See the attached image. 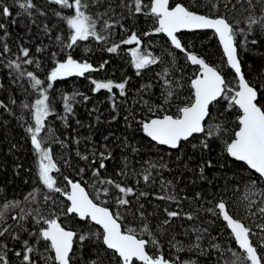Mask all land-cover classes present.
<instances>
[{
  "label": "trees",
  "instance_id": "obj_1",
  "mask_svg": "<svg viewBox=\"0 0 264 264\" xmlns=\"http://www.w3.org/2000/svg\"><path fill=\"white\" fill-rule=\"evenodd\" d=\"M5 3L13 10L14 15L9 18L0 16V21L7 25V44L11 52L0 56V101H3L11 109H0V210H3L5 202L19 201V207H13L6 210L5 220L0 222V227L12 225L10 232L15 231L19 234L20 240H13L10 235L6 234L0 237V242L8 245V259L10 264H21L19 257L15 256V251H22V241L29 240L30 244L35 243V237L29 236V232L36 231L39 227L45 225L35 224V210L39 209L46 216L58 217L59 222L68 230L84 234L88 239L83 243L77 241L74 244L73 264H113L109 259L110 250L102 244L93 235L102 233V229L92 224L90 221H81L75 215L66 214L69 202L62 193L49 192L39 181L38 156L31 144L30 134L25 128L33 124L31 110H24L20 107L22 103L32 105L39 93L31 88L27 78L17 79V72L14 68H9L8 64L17 59L19 55L18 45L30 48L34 59H39L40 68L35 65H23L22 68L27 71L36 73L39 78L45 80L47 84V75L55 67L58 61L66 59L67 55H72L74 59L83 61L87 60L94 67H99L104 61H108L101 71L86 73L84 77L72 76L56 81L52 88L48 90V95L53 109L52 114L46 120V130L43 135H52L53 139L48 141L53 151V157L60 168L59 173H53L57 179V186L61 189L68 190L67 181L64 177L76 181L79 180L83 187L94 196L96 191L101 188H108V195H101L97 203L103 202V206L108 207L114 213L119 212L122 219V230L134 228L138 232L143 227L145 221L142 220L137 211L139 204H144L142 211L147 218V224L150 229L156 233L160 241V251L167 258L174 259L179 256L181 260H194L197 264H231L234 257L233 252L241 253L230 231L219 217L213 216L209 208L222 198L233 209L237 218L244 219L246 223L252 221L246 219L247 213L245 206L248 200L244 199L247 194L250 200L255 201L251 211L256 212L257 208L264 206L260 201L264 196L259 194L260 189L264 187V181H258L255 185L251 184L256 174L246 165L236 162L227 156L224 147L225 141L232 138V133L238 130V116L240 111L233 108L225 111L227 101H220L212 109L213 124H223L226 132L221 137L209 139L210 149L202 151L200 148L193 149L191 144H185L182 153L170 151L165 147L155 145L141 130L135 122L141 119L154 118L153 114L147 111V106L142 101H148L151 105L164 104L162 95L167 87L165 79L172 81V88L175 90L171 102L165 105L164 111H158L157 115L175 114L176 108L182 107L188 103L192 97L191 80L195 78L198 68L190 65L186 61L183 53L174 49L164 34L142 36V51L159 57L160 61L149 66L137 75V70L132 64L130 49L136 45H121L118 53H108L106 48L114 43H119L126 39L132 31L141 35L145 31L153 28V22L142 14L136 16H127L121 23L124 28L117 25L109 37L107 43L97 42L94 39L79 42L74 49H66L63 44L56 42V37H65L64 43H67V37L70 35V29L66 22L53 15V10L61 12L62 16L72 15L73 10L61 9L57 5L49 4L47 0H34L40 11L47 12L46 16H41L33 10L32 16L23 13L18 4L13 0H4ZM22 2V0H21ZM108 0H104V5L95 4L89 0V14L95 15L97 12H103ZM150 2V0H146ZM218 4L216 10H212L208 0H173L171 6L182 3L185 6L194 8L201 14L207 15H224L230 22L237 24V28L244 29V32L237 35L238 55L241 61L242 71L245 78L260 90L264 98V30L258 26H253V31L248 32L247 18L254 15L259 18L264 15L261 11V5L257 0H252V7H249L247 0H213ZM118 4L119 0H113ZM229 3L226 9L223 4ZM233 5L235 7H233ZM123 11L117 8L116 12ZM16 13H20L17 15ZM15 23H12V20ZM113 19H116L113 16ZM35 21L33 23L32 21ZM47 24L52 28L51 37L44 34L43 26ZM101 25H97L98 31ZM3 33L0 32V36ZM182 42L195 54L206 59L210 65L216 67L230 82V86H237L235 74L228 68L226 59L223 55L219 42L212 32H194L182 33L179 35ZM247 36V40H245ZM252 39H258L260 43L253 45ZM3 44L0 42V48ZM37 47H42L43 52H36ZM91 49V51H87ZM55 52L53 57L51 53ZM167 69V76L164 70ZM98 81L112 80L113 82H122L128 79L127 97H120L118 90L117 99L120 103L119 116L112 121L113 112L109 100V94L106 90L94 92V86L91 80ZM13 80L16 83L13 84ZM21 85L23 87H21ZM26 89V91H25ZM75 95L71 101L73 104V115H69L67 125L61 119L65 115L64 97ZM88 96L87 102L83 96ZM16 103L13 104L12 100ZM99 109L93 112L92 109ZM134 113L135 120L132 127H128V122L124 117ZM23 117L21 121L20 117ZM99 116V121L96 117ZM79 121V123H77ZM23 124V126H22ZM91 125V127H90ZM50 130V131H49ZM105 137H108L105 140ZM127 137L125 146L124 138ZM204 135H199L192 140V143L199 144L204 139ZM79 141L76 143L75 141ZM56 141L63 142L59 143ZM15 145V147H13ZM104 145H107V151L112 154V159L105 161L106 169L101 170V179H112L122 185L132 187L137 195L140 192L149 193L147 197H141L137 200L136 196L128 197L132 203L130 206H118L116 198L121 194L111 185L100 184L96 177L92 175L93 168L97 165H89L77 156V152L82 155L99 153L106 151ZM132 147L138 148V152H133ZM167 162L168 169L154 168L151 169L152 177L148 183L142 178L143 170L149 168V162L161 161ZM98 159V158H97ZM125 159L128 163L125 165ZM206 160H211L213 167L208 168L205 165ZM227 161V163H225ZM204 167L203 175L206 179H201L200 168ZM85 169L79 173V169ZM125 174H119V173ZM154 181V182H153ZM171 181V186L162 187L161 182ZM35 192V202L29 196V193ZM196 193H200L201 199H194ZM175 195L179 203L170 200H160V195ZM50 196L47 202L45 196ZM28 197V199H25ZM186 197V199H185ZM210 202V203H209ZM165 209L169 211H180L182 213L193 215L189 220L182 215L178 218H171V223L163 230L160 225L163 220L167 219ZM25 213L28 215L23 221L19 217ZM17 217L13 220L12 217ZM18 223H23L27 231H20ZM196 228H207L199 241L201 248L207 249L208 255H201L198 250L177 252L172 244L179 241L185 249L196 242L197 233L193 231ZM173 237L175 240H173ZM212 237H215L213 240ZM148 239L149 237L144 236ZM219 244L220 249H214L211 244ZM45 242L41 241L36 247L39 252L36 254L39 259L40 254L52 255V252L45 253ZM155 252V249H151ZM39 264H44L43 260ZM51 264H55L54 261Z\"/></svg>",
  "mask_w": 264,
  "mask_h": 264
},
{
  "label": "snow or ice",
  "instance_id": "obj_2",
  "mask_svg": "<svg viewBox=\"0 0 264 264\" xmlns=\"http://www.w3.org/2000/svg\"><path fill=\"white\" fill-rule=\"evenodd\" d=\"M15 4H18L19 9L23 10L24 14L32 16L33 10L37 11L39 15L46 16L47 12L40 11L34 2V0H13ZM49 4L57 5L61 9L73 10L72 15L62 16L61 12L53 10V15L63 19L68 28L70 29V35L66 38L67 43H64L65 37L57 36L56 42L63 44L66 49H74L79 42L88 41L90 38L97 42L107 43L109 37L112 34V30L119 25L121 29L124 25L122 20L127 16H136L138 14L144 15L146 18L153 22V28L150 31H145L141 35L132 31L126 39H122L119 43H114L106 48L108 53H118L121 45H136V47L130 49L132 57V64L137 70V75H140L141 71L149 66L156 64L160 61L159 57L153 56L150 53L142 51L140 45L142 44V36H151L164 34L170 43V45L184 53L186 61L193 66H198L199 71L195 75V78L191 80V88L193 89L192 97L188 103H185L182 107L176 108V113L157 115L158 111H164L165 105L169 104L175 95V90L172 88V81L165 79L164 83L167 86L163 92L164 104L151 105L148 101H142L147 106V111L152 113L154 118L141 119L135 121L140 130L148 137L155 145L161 147H167L170 151H176L178 153L183 152L185 144H191L193 149L200 148L202 151L210 149L209 139L213 137H221L224 132L227 131L223 124H213L210 121L213 119L212 109L220 101H227L225 105V111H230L233 108H238L240 115L238 116V130L232 133V138L229 141H225L224 150L228 157L236 162H243L247 165L248 169L252 170L256 177L251 180V184L255 185L258 181H264V98H262L260 90L249 80L245 78V74L242 71L241 61L238 56V44L237 35L244 32V29L237 28L239 21L235 23L230 22L227 16L224 15H207L201 14L194 8L185 6L182 3H177L174 6H170V0H119L118 4H114L113 0H108L103 12H97L95 15L89 14L87 11L90 8L89 0H47ZM212 10L218 8V4L213 0H208ZM231 0H229V3ZM95 4L104 5V0H93ZM229 3L223 4L224 8L229 7ZM249 7H252V0H247ZM257 3L261 5V11H264V0H257ZM233 7H235L233 5ZM122 9L123 11L117 13L116 9ZM127 13V16L125 15ZM19 15L20 13H16ZM14 15L13 10L8 6L4 0H0V16L9 18ZM113 16L116 19H113ZM35 23V21H32ZM15 23V20H12ZM100 24L101 28L98 31L97 25ZM248 32L253 31V26H258L261 30H264V15L259 18L254 15H249L247 18ZM195 31V30H213L218 36L220 44L223 47V53L227 58V64L237 77V86H230V82L226 80L225 76L216 67L206 62V59L202 56L193 53L183 42L182 38L178 35L183 31ZM44 34L51 37L52 28L47 24L43 26ZM0 32L3 33L0 36V42L3 46L0 48V56L11 52V48L8 46L6 40L7 25L0 21ZM247 40V36H245ZM251 44L256 45L260 43L258 39H252ZM19 55L17 59L11 61L8 64L9 68H14L17 72V79H24L30 82L31 88L39 93L37 99H35L32 105L22 103L20 107L24 110H31L34 123L28 125L25 131L30 134L31 144L34 146V150L38 156V172L37 176L41 184L49 190V192L62 193L66 196L70 202V206L66 210V214H75L81 220L94 222L96 225L102 228V233H94L96 239L101 240L102 244L106 246L107 250H110V260L113 264H197L194 260H181L179 256L174 259H169L166 255L160 251L161 245L154 233L147 224V218L144 215L142 209L144 204H139L137 211L142 220L145 221L143 227L139 232L134 228H127L122 230V219L119 212L114 213L108 207L103 206V202L97 203L101 195H108V188L98 189L94 196H90L85 187L82 186L79 180L73 181L68 177H64L69 186V190L61 189L57 186V179L53 173H59L60 168L57 165L56 160L53 157V151L48 144L49 140H52V135L41 136L42 132L46 130V120L52 114L53 109L51 107L48 90L52 88L53 84L67 77L78 76L84 77L86 73L101 71L108 61H104L99 67H94L93 64L87 60L74 59L72 55H67L63 61H58L45 80L39 78V76L32 72L22 68L23 65H35L37 69L40 68L39 59L33 58V53L30 48L24 47L23 44L18 45ZM45 49L37 47L36 52H43ZM91 51V49H87ZM53 57L56 53H51ZM165 76H167V69L164 70ZM16 80H13V84ZM91 84L94 86V92H100L106 90L109 94V100L111 108L116 115H113L112 121H115L119 116L120 103L117 99V93L113 90H118L120 97H127L128 92V79L122 82H113L112 80L98 81L91 80ZM3 84L0 83V88ZM21 87H23L21 85ZM26 91V89H25ZM75 95H83L74 93L73 96L64 97V110L65 115L61 117L67 125V119L69 115H73V104L71 101ZM88 96H83V100L87 102ZM12 103L16 101L13 99ZM0 109L8 110L11 113L8 105L3 101H0ZM93 112H98L99 109H92ZM135 120V115L129 112L128 116L124 119L128 122V127H132V122L129 120ZM23 121V117H20ZM99 116L96 120L99 121ZM79 123V121H77ZM23 126V124H22ZM91 127V125H90ZM50 131V130H49ZM200 134L204 135V139L200 140L199 144L192 143ZM108 137H105L107 140ZM59 143L60 141H56ZM79 143V141H75ZM125 146L127 145V137L124 138ZM15 147V145H13ZM106 151L99 153H91V159L89 155H82L77 152V156L81 160L88 162L89 165H97L93 168L92 175L97 178L100 184H107L113 186L121 194L116 198L118 206H130L132 201L128 198L130 196H136L137 200L141 197H147L150 195L146 192H140L138 195L132 187L122 185L112 179H101V170L106 169L107 164L105 161L112 159V154L107 151V145H104ZM133 152H138L139 149L132 147ZM98 158V159H97ZM149 162V168L143 170L142 178L145 183H148L152 177L151 169L163 168L168 169L167 162ZM128 161L125 159V165ZM227 163V161H225ZM205 165L208 168L213 167L211 160H206ZM79 173H83L85 169L78 170ZM201 179H206L203 175L204 167L200 168ZM119 174H125L123 172ZM154 182V181H153ZM162 187L171 186L172 182H161ZM259 194L264 196V187L260 189ZM29 196L33 198L35 202V192L29 193ZM160 200H170L179 203V199L175 195H160L156 197ZM25 199H28L26 197ZM47 202L51 199L50 196L44 197ZM186 199V197H185ZM194 199H201L200 193H196ZM245 200H248V204L245 206V212L247 213L246 219L252 221V223H246L244 219L237 218L233 209L222 198L215 204L213 208H209V211L213 216L221 218L226 222V226L230 229V233L238 245L241 253L233 252L234 257L231 264H264V206L257 208L256 212H252L251 209L256 203L249 199L246 194ZM19 201L5 202L3 210H0V222L5 220L6 210L13 207H19ZM210 203V202H209ZM261 205H264V199L260 201ZM166 212L167 219L163 220L160 229L163 230L171 223V218H178L182 215L187 219L192 220L193 215L182 213L180 211ZM28 215L32 213H25L19 217L20 221H23ZM13 220H17V217L13 216ZM35 224H43L45 227H39L36 231L29 232V236L35 237V243L30 244L28 239L22 241V251H15V256L19 257L21 264H39L40 260L44 261V264H51L52 261L55 264H73L74 256V244L79 241L83 243L88 239L87 235L77 234V232L68 230L59 222L58 217L46 216L41 213L39 209L35 210ZM12 225L6 227H0V237H4L6 234L10 235L13 240H20V236L15 231L10 232ZM17 227L20 231H27L23 223H18ZM197 233L196 242L189 245L187 249L179 242L176 241L172 244V247L176 248L177 252L192 251L196 249L201 255H208L207 249L201 248L199 241L203 238L205 233H208L207 228L193 229ZM149 237L148 239L143 238ZM214 240L215 237H212ZM173 240L175 238L173 237ZM45 242V253L52 252L54 256L47 254H40L37 259L36 254L39 249L36 247L40 242ZM212 248L219 250V244H211ZM151 249H155L152 252ZM8 245L0 242V264H10L8 259ZM92 264H96V261H92ZM103 264V262H101Z\"/></svg>",
  "mask_w": 264,
  "mask_h": 264
},
{
  "label": "water",
  "instance_id": "obj_3",
  "mask_svg": "<svg viewBox=\"0 0 264 264\" xmlns=\"http://www.w3.org/2000/svg\"><path fill=\"white\" fill-rule=\"evenodd\" d=\"M173 0H170V6H171V2H172ZM194 32H212V33H214V31L213 30H195V31H187V30H185V31H183V32H181L180 34H182V33H194ZM180 34H178V35H180ZM215 34V33H214ZM165 36V35H164ZM215 36H216V38H217V40H218V42H219V45H220V47H221V49H222V52H223V47H222V45L220 44V41H219V39H218V36L215 34ZM166 37V36H165ZM167 38V37H166ZM168 39V38H167ZM177 51H179V50H177ZM180 52V51H179ZM184 54V53H183ZM223 55H224V53H223ZM239 56V55H238ZM224 57H225V59H226V62H227V58H226V56L224 55ZM191 65V64H190ZM228 65V64H227ZM191 66H193V65H191ZM193 67H196V68H198V66H193ZM242 67V66H241ZM228 68L234 73V70L233 69H231L230 68V66L228 65ZM198 71H199V69H198ZM235 74V73H234ZM236 76V75H235ZM237 78V77H236ZM193 90V89H192ZM238 109V108H237ZM239 110V109H238ZM200 135H202V134H200ZM150 139V138H149ZM165 148H167V147H165ZM168 149V148H167ZM240 163H243V162H240ZM244 164V163H243ZM244 165H246V164H244ZM247 166V165H246ZM252 171V170H251ZM253 172V171H252ZM68 190H69V186H68ZM87 191V190H86ZM65 199L67 200V198H66V196H65ZM68 201V200H67ZM69 202V201H68ZM69 206H70V202H69ZM69 215H75V214H69ZM76 216V215H75ZM76 217H78V216H76ZM78 219L79 220H81L79 217H78ZM81 221H84V220H81ZM91 222V221H90ZM224 222V221H223ZM92 224H94V225H96L94 222H91ZM225 223V225H226V222H224ZM96 226H98V225H96ZM99 228H101L100 226H98ZM102 229V228H101ZM229 231H230V229H228ZM238 246V245H237ZM54 254V253H53Z\"/></svg>",
  "mask_w": 264,
  "mask_h": 264
},
{
  "label": "rangeland",
  "instance_id": "obj_4",
  "mask_svg": "<svg viewBox=\"0 0 264 264\" xmlns=\"http://www.w3.org/2000/svg\"><path fill=\"white\" fill-rule=\"evenodd\" d=\"M33 123H34V121H33ZM41 136H44L43 133H41Z\"/></svg>",
  "mask_w": 264,
  "mask_h": 264
}]
</instances>
